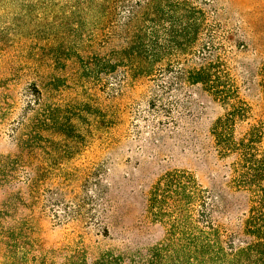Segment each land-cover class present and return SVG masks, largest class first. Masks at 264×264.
Returning a JSON list of instances; mask_svg holds the SVG:
<instances>
[{
    "label": "rangeland",
    "instance_id": "374dc122",
    "mask_svg": "<svg viewBox=\"0 0 264 264\" xmlns=\"http://www.w3.org/2000/svg\"><path fill=\"white\" fill-rule=\"evenodd\" d=\"M111 2L112 7L100 9L96 0H0V156L17 153L13 129L34 101L36 84L45 103L73 111L76 138L61 145L73 153L60 163L74 175L63 185L67 200L91 197L101 205L95 208L102 226L85 220L59 222L39 207L21 209L18 218L33 222L37 255L65 264L70 250L81 245L93 263L101 250L153 247L164 230L146 213L147 194L160 176L173 170L195 174L216 198L217 222L241 241H252L244 233L251 195L232 184L233 159L219 156L211 135L224 108L203 85L177 80L175 68H194L201 61L179 65L174 56V68L169 59L152 78L127 75L124 68L99 82L86 75V65L95 69L109 55L108 22L128 30L133 14L144 12V0ZM194 2L214 26L199 44L212 43L207 54L222 61L251 107L250 119L238 125L240 137L250 125L264 124V0ZM147 20L139 18L141 25ZM52 76L64 81L54 93L46 86ZM10 190L0 188V206Z\"/></svg>",
    "mask_w": 264,
    "mask_h": 264
},
{
    "label": "trees",
    "instance_id": "16d2710c",
    "mask_svg": "<svg viewBox=\"0 0 264 264\" xmlns=\"http://www.w3.org/2000/svg\"><path fill=\"white\" fill-rule=\"evenodd\" d=\"M111 1L96 3L102 9L106 5L112 7ZM203 2L211 4L213 0ZM111 7L107 15L112 19ZM141 9L144 12L140 15L133 14L128 30L108 22L105 39L111 45L109 55L99 57L95 69L86 65V75L99 82L103 75L112 77L124 68L127 75L152 78L159 74V65L169 59L171 62L167 63L174 68V56L179 65L201 61L194 68H175L177 80L203 85L224 108L211 135L219 156L233 159L232 184L251 195L253 206L244 223V233L253 240L241 241L217 222L216 198L195 174L173 170L158 178L146 198V213L164 230L159 243L133 251L101 250L93 263L87 250L79 245L70 250L65 264H264V124L250 125L238 137V125L250 119L252 110L240 97L239 88L222 61L207 54H211L212 43L199 44L201 36L211 34L214 27L201 6L194 0H144ZM145 16L148 20L141 25L139 18ZM61 84V78L50 77L48 92H58ZM32 91L34 101L13 129L18 137V151L0 156V188H11L0 206L1 264H53L48 256L37 255L40 246L33 222L28 217L18 218L21 209L39 207L59 222L85 220L101 225V213L95 208L100 204L91 197L67 200L63 188L74 176L60 165L73 156L70 149H61L77 135L70 118L73 111L45 103L36 84ZM30 112L34 117H29ZM258 202L263 206L257 207Z\"/></svg>",
    "mask_w": 264,
    "mask_h": 264
}]
</instances>
